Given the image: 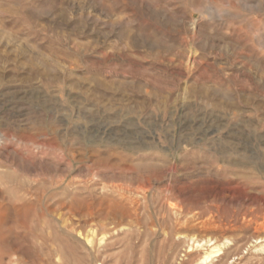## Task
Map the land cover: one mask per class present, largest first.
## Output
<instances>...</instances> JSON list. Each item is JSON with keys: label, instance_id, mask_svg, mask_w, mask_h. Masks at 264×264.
<instances>
[{"label": "rangeland", "instance_id": "1", "mask_svg": "<svg viewBox=\"0 0 264 264\" xmlns=\"http://www.w3.org/2000/svg\"><path fill=\"white\" fill-rule=\"evenodd\" d=\"M263 216L264 0H0V264H264Z\"/></svg>", "mask_w": 264, "mask_h": 264}, {"label": "bare ground", "instance_id": "2", "mask_svg": "<svg viewBox=\"0 0 264 264\" xmlns=\"http://www.w3.org/2000/svg\"><path fill=\"white\" fill-rule=\"evenodd\" d=\"M188 61V60H187ZM190 66V65H189ZM188 66V67H189ZM164 206V205H162ZM244 216V215H243ZM256 219H258V217L256 216L255 217ZM263 225H264V216H263V222L260 224V227L263 228ZM254 231V230H253ZM220 251V248L218 247H214V248H211V250H209L208 252L205 253V256H203V260H207L208 258H210L212 255L218 253Z\"/></svg>", "mask_w": 264, "mask_h": 264}]
</instances>
